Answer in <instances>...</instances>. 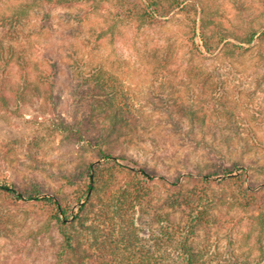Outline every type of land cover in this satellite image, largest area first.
I'll list each match as a JSON object with an SVG mask.
<instances>
[{
	"label": "rangeland",
	"instance_id": "1",
	"mask_svg": "<svg viewBox=\"0 0 264 264\" xmlns=\"http://www.w3.org/2000/svg\"><path fill=\"white\" fill-rule=\"evenodd\" d=\"M26 1L0 0V16ZM199 1L203 12L177 8L149 23L139 17L142 0H95L37 7L18 24L0 26V48L13 53L0 68L9 90L7 104L0 106V184L60 195L65 177L100 161L96 151L67 140L56 124L69 121L77 82H104L124 105L131 129L119 140L117 154L129 157L121 163L155 175L153 209L138 224L142 241L152 244L150 233L156 235L161 224L146 221L154 210H168L161 202L178 178L184 188L206 191L213 213L227 219L225 228L205 236L206 259L257 264L258 232L243 239L249 219L233 204L235 186L220 175L210 184L201 179L222 168L244 173L245 185H253L264 202V7L261 0ZM190 2L196 0L184 5ZM193 18L200 49L202 22L208 32H223L229 45L193 55ZM251 31L257 34L250 46L233 50ZM46 81L54 85L51 96ZM179 214L171 213L172 221ZM59 240L42 204L0 195V264H54ZM202 241L203 232L196 243Z\"/></svg>",
	"mask_w": 264,
	"mask_h": 264
},
{
	"label": "trees",
	"instance_id": "2",
	"mask_svg": "<svg viewBox=\"0 0 264 264\" xmlns=\"http://www.w3.org/2000/svg\"><path fill=\"white\" fill-rule=\"evenodd\" d=\"M95 0H28L9 8V13L0 16V26L18 24L30 10L43 6H74ZM264 7V0H261ZM123 3V2H122ZM185 0H142V22H152L163 18L175 9L192 8L193 13L204 11L201 1L184 5ZM129 16L132 11L128 10ZM191 41L193 55H203V51L212 54L218 50L226 38L223 32H208L202 22L199 26L201 47L195 43L196 19L191 20ZM257 31H251L239 44L232 45L233 50L245 51L255 38ZM264 37V32L261 33ZM229 45L225 42L223 46ZM228 49H221L227 54ZM13 53L0 48V68H6ZM6 77L0 75V106L8 102L9 90L6 89ZM42 79V77H38ZM24 85L26 79H23ZM106 84L96 81L90 85L83 80L71 89L73 111L69 121L57 122L56 130L74 143L87 150L97 152L100 161L87 162L78 171L64 178L59 194L51 196L40 194L36 187L18 189L0 184V195L11 198L14 202L33 200L42 204L50 221L60 233L58 247L54 253V264H213L206 259L209 251V236L213 228H225L226 217L213 213L211 204L205 201L206 191L184 188L178 178L172 183L174 191H168L161 205L166 212L154 210L148 224H161L156 235L150 233L151 245L139 236V221L149 216L155 203L152 185L155 175L146 168L121 163L129 161L128 155L119 151V140L131 129L124 105L113 95L106 92ZM54 85L51 81L45 85V94L52 95ZM25 89V88H23ZM131 159V158H130ZM221 176L223 182L232 183L233 204L243 213H247L249 230L243 239L249 240L256 229L255 246L259 250L257 264H264V202L253 185H245V175L234 174L222 168L221 173H206L201 181L210 184V178ZM190 179L191 177L188 176ZM213 206V205H212ZM180 212L179 220L172 221L170 214ZM239 217L238 219H240ZM235 222L233 229L240 221ZM50 228V224H47ZM46 227V228H47ZM53 227V226H52ZM148 232H150L148 230ZM203 232V241L196 240ZM153 241V242H152ZM146 244V245H145ZM230 264H244L232 262Z\"/></svg>",
	"mask_w": 264,
	"mask_h": 264
}]
</instances>
